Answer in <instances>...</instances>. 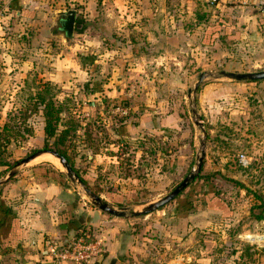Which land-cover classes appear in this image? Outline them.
Wrapping results in <instances>:
<instances>
[{
	"label": "rangeland",
	"instance_id": "1",
	"mask_svg": "<svg viewBox=\"0 0 264 264\" xmlns=\"http://www.w3.org/2000/svg\"><path fill=\"white\" fill-rule=\"evenodd\" d=\"M200 3L199 12H203L208 2ZM55 27L50 20L39 29L16 16L0 0V127L6 123L18 128L20 134L25 126L31 128L29 134L14 135L15 138L0 147V180L19 160L44 147L40 107H34L28 96L37 83L48 81L52 84L55 102L62 107L61 122L70 120L75 128L62 143L54 144V138L47 139V147L63 150L68 163L82 175L90 191L127 214L116 217L123 218L131 231L125 240L127 247L117 254V264H264V220L252 217L254 214L264 216V160L261 161L264 158V79L255 81L247 93L233 90L226 100L223 97L220 102L215 100V105L224 103L226 107L232 102L235 111L230 116L226 112L225 118L230 119L225 121L222 113L216 115L214 107L210 114L207 106L204 111L199 107L197 92L201 84L193 97L188 96L197 75L188 80L162 75L150 81H135L133 93L140 92L145 85V89L177 99L181 97L184 112L177 128L153 132L142 129L123 132L121 136L116 131L127 123H121L124 117L129 116V121L134 123L138 120L137 112L131 116L117 113L114 107L121 106V101L117 103L110 97L90 94L98 90V81H84L81 76L74 75L78 71L52 65L64 51L60 43L64 39ZM204 68L198 69L212 74L225 70L216 66ZM203 80L216 82L208 77ZM207 100L212 104L209 98ZM138 111H142V106ZM195 120L201 122L206 132L199 173L208 175L218 195L229 203L233 211L231 219L208 215L211 220H197L196 217L177 220L180 208L175 198L150 213L131 216V211L169 192L195 167L202 149L199 144L201 130L194 124ZM221 123L227 124L231 132L219 127ZM120 139L127 144L119 145ZM243 140H247L246 146ZM238 154L249 157L245 165L239 163ZM44 156L53 161L48 153ZM44 156L19 167L46 160ZM57 162L51 164L65 172ZM67 180L75 188V200L84 201L83 208H93L82 188L75 181ZM186 187L181 194H186ZM128 191L135 193L136 201L129 199L118 205L111 200L115 199L113 193L126 194ZM104 241L105 256L108 250Z\"/></svg>",
	"mask_w": 264,
	"mask_h": 264
},
{
	"label": "crops",
	"instance_id": "2",
	"mask_svg": "<svg viewBox=\"0 0 264 264\" xmlns=\"http://www.w3.org/2000/svg\"><path fill=\"white\" fill-rule=\"evenodd\" d=\"M201 1L208 2L203 12H199ZM3 2L16 16L39 29L47 21L54 24L56 11H75L81 29L74 31L69 41H60L64 51L52 65L76 70L74 75L84 81H98V90L90 94L121 101L122 115L137 112L134 123L129 116L124 117L121 123H127L116 131L121 136L135 130L177 128L184 112L181 97L145 89V85L133 93L135 81H150L162 75L188 80L204 67L215 66L235 72L264 70V14L254 0ZM208 78L216 82L203 80L197 103L202 111L207 106L209 114L214 107L216 115L223 114L224 121L230 119L225 118L226 112L230 116L235 111L232 102L226 107L224 103L215 105V100L225 99L233 90L247 93L255 83ZM126 82L130 84L125 85ZM140 106L142 111H138ZM246 131L249 132L247 128ZM51 162L36 160L21 166L0 185V264H51L48 248L65 243L80 228L105 240L108 253L97 264H117V254L127 247L125 240L131 232L124 219L110 217L95 206L83 208L85 202L75 200V188L69 185L68 176ZM178 213L177 220H211L208 215H220L219 211L206 208Z\"/></svg>",
	"mask_w": 264,
	"mask_h": 264
},
{
	"label": "trees",
	"instance_id": "3",
	"mask_svg": "<svg viewBox=\"0 0 264 264\" xmlns=\"http://www.w3.org/2000/svg\"><path fill=\"white\" fill-rule=\"evenodd\" d=\"M236 82H241V81H236ZM28 98L33 101L34 107H40L41 116L43 118L42 130L44 133L45 140H44V147L39 150H53L59 155L63 156L66 160H68L67 155L63 150L59 148L47 147V139L54 138L53 141L54 144L62 143L65 137L68 135V133L70 131H73L75 128L70 120L65 121L64 124L61 122L60 112L62 107L61 105H58V103L55 102L54 93L52 91V84H50V82L48 81L37 83L33 89V92L31 91L29 93ZM226 125L227 124L225 123H221L219 124V127H222L224 130L228 129V132H231V129L228 128V126ZM59 126H62V128L59 129L58 128ZM30 132H31V128L29 126H25L23 128V133L29 134ZM23 133L20 134V130L18 128H14L12 126L7 125L6 123H3L2 126L0 127V147L2 146V144L4 145L8 143L10 139L15 138L14 135L18 136L19 134L20 137H22ZM225 136H227V133L224 134V137ZM243 141L245 143L244 146H246L248 142H246L245 140ZM224 143L226 144V142ZM125 144H127L125 141H119V145H125ZM0 153H1V148H0ZM261 161L263 160L261 159ZM70 167L73 170L74 174L80 179V181L85 186H87V183L82 177V175L78 174L77 171L71 165ZM262 167H264V164H262ZM196 180H199L200 182H196ZM192 181L195 182L194 184H190L187 186L188 190L186 194H181V192L183 191L182 190L175 197V201L180 208L179 212L183 213L184 215V213H187L188 211H192V210L196 211L202 208H206V209L219 211L220 215L223 218H228L232 215V208L230 207L229 203L226 200H224L218 195L217 190L211 183L210 177L208 175L200 174L198 172L197 176ZM239 185L241 186V184ZM241 187H243L246 191H249V189L246 186H241ZM180 195L183 196L180 197ZM113 197L115 199H111V200L116 202V204L118 205H121L123 202L126 203L129 199L132 201H136L135 193L133 194L132 192L129 191L126 192V194L113 193ZM252 217L255 220H264V216L262 214H254ZM104 253H103V257H104Z\"/></svg>",
	"mask_w": 264,
	"mask_h": 264
},
{
	"label": "water",
	"instance_id": "4",
	"mask_svg": "<svg viewBox=\"0 0 264 264\" xmlns=\"http://www.w3.org/2000/svg\"><path fill=\"white\" fill-rule=\"evenodd\" d=\"M53 23L56 25L55 29L57 31H60L59 33L60 36L65 40L70 39L74 31H78L81 29V24L79 21L75 19V11L73 9H64V10L56 11L54 14ZM206 77H214V78L222 77L234 81H256V80L264 79V70L246 71V72L220 70L216 74H212L209 72L208 73L201 72L197 75L196 81L194 82L192 89L188 91V96L191 95L193 97L198 86ZM192 113L195 115L196 118H198L194 110H192ZM194 124H196L200 128L202 135V139L199 141V144L202 147V149L200 150V154L196 160L195 167L192 169V171H190L187 175H185L169 192H167L165 195L158 198L157 200L143 205L139 210L131 211L129 213L131 216L144 215L162 207L166 203L173 200L179 194V192L182 191L188 185V183L197 176L204 159L203 147H204V138L206 136V132L199 120H195ZM45 152L53 155L58 159L59 164L64 168L65 174L68 176V178L71 181H75L82 188L83 193L90 198V203L93 206H95L100 211L105 212L111 216L124 217L127 215L124 209H115L113 206L102 200L98 195L90 191V189L87 186H85L80 181V179L74 174L67 160L53 150H37L36 152L22 158L11 169H9L6 176L2 180H0V185L3 184L5 181H7L16 173L17 171L16 167H19L20 165L28 162L35 156ZM100 259L101 258L98 259V262H100Z\"/></svg>",
	"mask_w": 264,
	"mask_h": 264
},
{
	"label": "built area",
	"instance_id": "5",
	"mask_svg": "<svg viewBox=\"0 0 264 264\" xmlns=\"http://www.w3.org/2000/svg\"><path fill=\"white\" fill-rule=\"evenodd\" d=\"M254 2L264 14V0ZM115 111L124 113L120 105L116 106ZM237 157L242 165L248 161L243 154H238ZM104 251L102 240L91 234L87 228L78 229L65 243L48 248L51 264H94L98 263L99 258L102 259Z\"/></svg>",
	"mask_w": 264,
	"mask_h": 264
},
{
	"label": "bare ground",
	"instance_id": "6",
	"mask_svg": "<svg viewBox=\"0 0 264 264\" xmlns=\"http://www.w3.org/2000/svg\"><path fill=\"white\" fill-rule=\"evenodd\" d=\"M42 154H45V153H42ZM42 154H40V155H42ZM48 154H49V153H48ZM40 155H38V156H40ZM49 155H51V154H49ZM38 156H37V157H38ZM51 156H52L53 158L57 159V158L54 157L53 155H51ZM35 158H36V157H35ZM45 159L48 160V161H51L48 157H45ZM57 160H58V159H57Z\"/></svg>",
	"mask_w": 264,
	"mask_h": 264
}]
</instances>
